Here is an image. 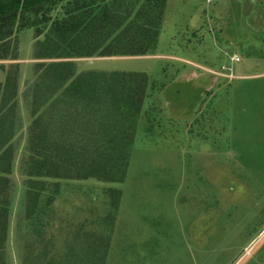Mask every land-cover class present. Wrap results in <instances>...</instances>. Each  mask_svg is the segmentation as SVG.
<instances>
[{"label":"rangeland","instance_id":"rangeland-1","mask_svg":"<svg viewBox=\"0 0 264 264\" xmlns=\"http://www.w3.org/2000/svg\"><path fill=\"white\" fill-rule=\"evenodd\" d=\"M66 4L53 0L47 17L61 18ZM162 9L146 55L74 59L79 72L148 78L130 118L125 181H49L31 218L25 99L44 81L36 42L50 24L15 25L0 60V82L16 74L19 90L0 264H264V0H165ZM134 34L114 37L127 45Z\"/></svg>","mask_w":264,"mask_h":264},{"label":"trees","instance_id":"trees-1","mask_svg":"<svg viewBox=\"0 0 264 264\" xmlns=\"http://www.w3.org/2000/svg\"><path fill=\"white\" fill-rule=\"evenodd\" d=\"M50 1L0 0V60L10 58L9 38L16 24H50L47 33L38 27L36 42V57L41 61L35 72L41 71L44 81L35 82L32 97L27 95L25 99L31 108L26 184L30 218L46 196L49 181H125L129 146L134 139L130 118L137 115L146 97L148 78L144 73L79 72L74 59L146 55L160 29L165 3L144 0L138 16L132 17L135 3L141 0H67L64 15L52 21L47 17L53 4ZM140 28L146 33L143 39L136 36ZM120 30L122 39L130 33L135 37L127 45L119 43L120 36L114 35ZM8 74L5 82H0V242L8 236V175L13 163L9 143L14 137L15 109L19 105V90L12 82L16 74ZM62 103L65 110L60 112ZM46 118L53 121L49 123ZM111 191L117 196L114 204L118 207L121 191Z\"/></svg>","mask_w":264,"mask_h":264},{"label":"water","instance_id":"water-1","mask_svg":"<svg viewBox=\"0 0 264 264\" xmlns=\"http://www.w3.org/2000/svg\"><path fill=\"white\" fill-rule=\"evenodd\" d=\"M249 7H250V4L247 3V4L245 5V10H246L247 12L249 11Z\"/></svg>","mask_w":264,"mask_h":264},{"label":"built area","instance_id":"built-area-1","mask_svg":"<svg viewBox=\"0 0 264 264\" xmlns=\"http://www.w3.org/2000/svg\"><path fill=\"white\" fill-rule=\"evenodd\" d=\"M232 60H239L236 56L232 57Z\"/></svg>","mask_w":264,"mask_h":264}]
</instances>
